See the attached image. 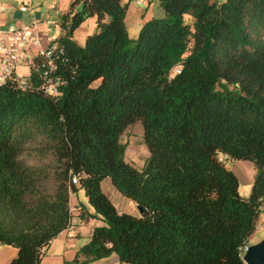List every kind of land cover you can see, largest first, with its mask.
Returning a JSON list of instances; mask_svg holds the SVG:
<instances>
[{
	"label": "trees",
	"instance_id": "trees-1",
	"mask_svg": "<svg viewBox=\"0 0 264 264\" xmlns=\"http://www.w3.org/2000/svg\"><path fill=\"white\" fill-rule=\"evenodd\" d=\"M159 4L164 16L132 39L128 2L74 0L57 22V94L40 88L48 67L39 56L24 88L15 78L0 85V245L17 249L7 264H40L71 226L78 189L104 225L74 264L111 254L129 264H245L264 202V0ZM92 16L96 29L79 45L73 31ZM137 121L149 151L140 169L121 139ZM225 158L253 163L248 197ZM105 179L141 213L119 212Z\"/></svg>",
	"mask_w": 264,
	"mask_h": 264
},
{
	"label": "rangeland",
	"instance_id": "rangeland-1",
	"mask_svg": "<svg viewBox=\"0 0 264 264\" xmlns=\"http://www.w3.org/2000/svg\"><path fill=\"white\" fill-rule=\"evenodd\" d=\"M73 1L74 0H33V3L28 7L27 11L22 12V14H20L17 19L21 21V24H28L31 23L32 20L36 19L39 23L37 28L40 33L41 44L43 47H46L48 45L46 40L47 37L50 35H55L56 30H60L57 22L60 20L62 14L69 9V6ZM122 1L124 3L127 2V0ZM74 8L76 10L79 9L80 3H76L74 5ZM163 16L164 11L159 4V0H144L141 3H138L136 0H130V2L128 1L125 23L130 38H137L144 21L152 17L160 18ZM46 20H49V22H46ZM95 20L96 19L94 16L88 17L73 31L72 38L79 45H84L87 35L92 34L95 31ZM14 22L15 18L11 17V15L7 11L5 14L0 15V28L7 27L9 24ZM29 53L31 55V59H34L38 54L37 49L34 48L29 49ZM30 63L31 62H25L18 65L15 69L16 77L25 80L30 73ZM121 139L123 142H127V147L124 155L125 160L134 167L140 169L145 159L149 155L148 148L143 142V130L141 123L137 121L129 125L124 130ZM31 151L32 149L29 148V144H26L23 152L21 153V157L28 160L29 157L27 156V153ZM224 164L226 168L233 171L237 176L239 194L243 197H248L251 191V184L256 172L253 163L248 160L225 158ZM107 187H109V184L108 186H104V189L108 192ZM72 196L76 199V201H79V203L83 204L89 213H92L90 215V219L94 220L93 223H96L98 220L95 218V216H93L94 210L88 203L84 191L82 189H78L72 194ZM110 197L112 201L118 203V207L120 210H125L134 215H139L137 207L133 203L129 202L131 200L125 198L119 192L111 193ZM256 224L257 227L250 237V241L252 243L263 236L262 231L264 229V202L261 207ZM86 226L90 227L88 223H86ZM88 238H84V241L79 247L83 246L86 241L89 240ZM78 240H80V238ZM55 245L56 242H54V244L50 246L51 249H54ZM15 249V247L10 245H0V264H7L16 255L17 249L16 251ZM122 264L129 263L123 262Z\"/></svg>",
	"mask_w": 264,
	"mask_h": 264
},
{
	"label": "built area",
	"instance_id": "built-area-1",
	"mask_svg": "<svg viewBox=\"0 0 264 264\" xmlns=\"http://www.w3.org/2000/svg\"><path fill=\"white\" fill-rule=\"evenodd\" d=\"M2 1L0 0V10L3 9ZM17 5L19 12H26L28 7L33 3V0H11ZM138 3L144 0H136ZM49 22V20H46ZM38 21L32 20L28 24L12 23L7 27L0 28V85L7 80L15 78L19 87L26 86L25 80H22L15 75V69L18 65L31 62L30 66L35 63V58L40 57L46 59L47 69L44 70L43 79L40 88L46 94L55 96L57 94V87L62 85L64 81L60 77L51 78L49 76L50 70H53L54 56H58V42L57 37L60 35V30H56L55 35L47 37L48 45L43 47L40 41V33L38 31ZM37 49V56L31 59L29 49ZM179 67L176 72H179ZM221 159V158H220ZM73 183H77V179L72 178ZM247 245L242 248V254L246 250Z\"/></svg>",
	"mask_w": 264,
	"mask_h": 264
},
{
	"label": "crops",
	"instance_id": "crops-1",
	"mask_svg": "<svg viewBox=\"0 0 264 264\" xmlns=\"http://www.w3.org/2000/svg\"><path fill=\"white\" fill-rule=\"evenodd\" d=\"M128 1L130 2V0H127V2ZM2 5H3V9L0 10V15L5 14L7 11L11 15V17L15 18L14 23L21 24V21L18 20L17 17L20 14H22V12H19V10L17 9V5L11 0H3ZM11 11H14V12H11ZM108 184H109V187H107V190H108L107 192L104 189V186L105 185L108 186ZM102 188L109 195L111 193L117 192L116 189L111 185L109 179H105L102 182ZM72 194L70 195V201H69L70 208H71L72 215H73L72 224L69 228L60 232L58 236L51 241L49 247L47 248L44 256L41 259L40 264H74L72 263V259L74 257L75 252L80 248L79 246L84 241V238L86 237L88 238L91 236V233L94 227L104 225V222L100 219L99 216H95V213L93 214V216H95V218L98 221L96 223H93L94 220L90 219V215L92 213H89L83 204L79 203V201H76V199L72 196ZM129 202L133 203L136 206V204L133 201H129ZM113 203L115 204L119 212H127L125 210H120L118 207V203H116L115 201H113ZM127 213H130V212H127ZM86 223H88L90 227H87ZM95 224H98V225H95ZM91 225H94V226H91ZM256 227H257V224H256ZM262 232H263L262 235L264 236V229ZM263 236H261L254 243L262 239ZM79 238L80 240H78ZM249 241H250V238L248 240L247 245L253 244L251 241L250 242ZM54 242H56L55 248L51 249L50 246L54 244ZM122 263L123 262L119 261L116 254H111L108 257L101 258L97 261H94L88 264H122Z\"/></svg>",
	"mask_w": 264,
	"mask_h": 264
},
{
	"label": "water",
	"instance_id": "water-1",
	"mask_svg": "<svg viewBox=\"0 0 264 264\" xmlns=\"http://www.w3.org/2000/svg\"><path fill=\"white\" fill-rule=\"evenodd\" d=\"M137 209L141 213L142 208L137 207ZM242 259L245 264H264V236L258 242L247 245Z\"/></svg>",
	"mask_w": 264,
	"mask_h": 264
}]
</instances>
